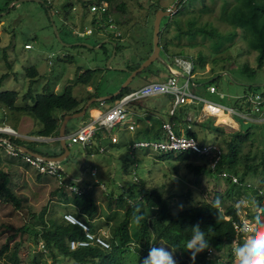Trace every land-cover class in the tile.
<instances>
[{"label": "rangeland", "instance_id": "374dc122", "mask_svg": "<svg viewBox=\"0 0 264 264\" xmlns=\"http://www.w3.org/2000/svg\"><path fill=\"white\" fill-rule=\"evenodd\" d=\"M45 1L50 5L51 16L45 5L35 0H0V92L17 91L18 97L15 101L17 106L30 104V100L25 96L29 89L32 94H36L41 92L46 84L56 93L72 84L73 94L81 99L85 95L86 86L75 84V79L80 74V69L86 71L95 66L100 68L99 72L102 74L97 72L91 80V85L96 87L99 93L115 92L129 77L127 71L120 70L126 68L122 66L124 62L127 63L129 60L134 62L140 56L146 55L153 41L156 13L152 14L150 5L158 3L167 9H174L178 3V0H126L127 12L124 14L114 12L116 21L121 22V38L124 41L121 40L119 44L124 46L123 59L119 51L117 55H113V46L110 42H104V49L95 48L103 41L95 32L82 40L94 48L66 45L81 42L73 34V28H93L90 24L93 13H83L81 7L75 3V9L72 7L66 15L61 7L68 0ZM243 2L245 1L183 0L176 6L178 13L163 16L160 22V42L162 46L167 43L169 55L162 51L160 54L163 64L154 62L151 65L152 70L159 69L160 80L172 75V70H182L174 62L175 57H182L191 60L193 64L190 89L205 99L232 106L236 104V97H242L249 92H264V63L254 76H248L240 70L244 65L256 67L258 54L252 39L254 33L240 25L239 21H233L231 17L232 10ZM189 28L193 31L185 32ZM201 29L212 31L214 35H207L201 32ZM99 40L100 43L96 44ZM26 43L30 44L29 49L24 47ZM199 58L205 63L200 64ZM108 59H111L109 65ZM31 66L36 68L38 73L33 84H30V78L25 70ZM3 75L5 76L2 77ZM147 75L148 73H142L135 76L129 82L128 89L132 91L140 86ZM211 79H215L213 85L216 86L217 93H209L206 90ZM177 80L178 85L182 86L186 78L177 76ZM140 102L152 110L155 106L158 107L159 116L163 121H171L174 124L173 130L176 134L179 129L184 130L189 125L196 133L194 138L202 145L214 143L225 150L220 129L225 134L249 133L250 137L242 145L235 168L229 166L231 169L223 170L230 173L236 170L240 176L246 165L258 167L256 172L249 170L242 176L252 186L238 188L232 199H225L227 205L238 207L242 226L248 225L254 217V212H260L256 207L259 192H255L257 190L255 186L264 189V168L260 164L264 156V124L248 123L239 117H234L230 121L222 112L218 113V117L208 116L201 110L194 115V110L190 109L184 113V119L187 121L186 117L190 115L192 119L194 118L193 121L181 124L177 117L169 116L170 108L174 105L173 96L153 95L143 98ZM110 103L112 102L107 100L106 105L100 106L99 109L108 107ZM136 104L132 102L128 108L135 107ZM178 110L179 107H176L177 113ZM2 114L5 118L4 122H0V130L7 127L3 134L27 141L51 142V138H37L36 132L40 124L31 116L20 124V113L1 106L0 115ZM133 119L129 112L125 121L110 130L108 136L101 140L100 145L106 149L103 153L98 152L99 147L95 140L91 155L81 144L71 143L68 145L69 155L62 161L71 178L76 180L82 177L84 183L93 184L90 189L97 205L93 223L97 232L108 236H111L114 228L124 220L127 209L131 206V203L117 200L116 196L132 184L135 191L139 190L140 185L146 190L159 191L169 200L173 212L184 207L186 199L182 195L187 192L194 201H198L201 198H209L215 190L222 191L228 187L227 178L219 174L196 175L187 169L184 162L175 160L174 156L163 161L150 150L131 149V143L136 139L164 138L157 119H153L155 123L147 130L139 123L141 127L135 126L134 130L129 131L127 122ZM80 122L81 119L78 118L70 119L66 123L65 135L76 131ZM11 129L16 134H13ZM109 135H114L117 141L111 142ZM69 141L70 139H67L66 143ZM38 148L45 147L39 145ZM46 149L51 150V147ZM190 158L189 161L193 163L207 161L204 157ZM92 169H95L94 175H90ZM0 171L8 175V186L22 203L21 208H16L0 193V248L5 243L10 248L1 256L0 264H12L10 254L14 243L25 236L28 240L19 248L21 258L28 264L36 262L51 264L42 242L33 244L31 231L19 235L15 234V230L24 224H32L38 228L41 227V221H48L52 217L58 218L65 211L74 213L78 210V203L74 199V195L77 194L67 191L63 194L55 178L39 174L23 160L8 154L5 145H0ZM134 175L138 180H133ZM110 192L113 193V198L109 197ZM139 202V211L150 233L152 247H165L172 251L168 241L157 232L156 221L159 215L156 199L141 198ZM136 216L131 214L127 220L125 245L134 260L140 262L137 257L143 255L144 246L143 240L140 239V222H136ZM83 217H86V214ZM238 239L241 241L244 236ZM174 259L176 264H180L175 255Z\"/></svg>", "mask_w": 264, "mask_h": 264}, {"label": "trees", "instance_id": "16d2710c", "mask_svg": "<svg viewBox=\"0 0 264 264\" xmlns=\"http://www.w3.org/2000/svg\"><path fill=\"white\" fill-rule=\"evenodd\" d=\"M182 1L183 0H178L176 6H179ZM244 1L245 2L240 3V5L232 10L231 17L234 19L233 21H239L240 25L245 26V28L254 33V38L252 37V39L258 49V54L256 57L257 65L254 68L249 67L248 65H244L240 69L241 72L247 74L248 76H254L256 71L261 68L264 63V0ZM9 2L11 1H8V3ZM37 2H41L42 4H44L49 12V15L51 16V8L49 3L45 0ZM101 2H107L108 10L103 15H99L96 12L93 13L90 21L91 26H93V31L95 33H99L102 30V26L100 25L104 24V21L107 18V14H111L113 16L114 12L122 14L127 12L126 0H68V2L62 5L61 8L63 13L65 14L66 12L67 15L69 13V10H71V8L74 7V4L77 3L81 7L82 12L86 13L89 12V8L92 4ZM150 6L152 7L151 12L153 15L160 9H167L166 7L160 6L158 3H153ZM178 12L179 10L176 8V11L174 13ZM174 13H172V15ZM192 31L189 28L185 32L190 33ZM201 32L211 36L214 35L212 31L205 29H201ZM158 35L159 45L161 47L160 53L163 51L164 54H168L166 46L167 43H165L164 46L161 45L160 30ZM102 38H100V40H102ZM106 38L115 44L116 55L119 51L124 59L122 53L124 46L119 44V42L121 41V35L119 37H116L115 35L106 36ZM100 40L97 41L96 44L100 43ZM100 48L104 49V43H101ZM152 49L153 42L150 43V48L147 51L146 55L140 56L138 60L134 62L129 60L127 62L128 64L124 62L122 66H125L129 70V73L130 71L136 69L151 54ZM105 52L108 54L107 51ZM198 61L200 64L205 63V61L201 58H199ZM154 62H161L163 64L162 61L156 59L150 65L138 72L136 76H139L142 73H148V75L145 77L146 80L148 77L158 79L160 77L159 69H151V65ZM25 70L27 72V76L30 78V84H33L34 78L38 75L36 68L31 66L29 68H26ZM99 71L100 68L88 69L86 71H83L82 73L77 75L75 84L88 86L89 82L93 78V75ZM4 76L5 75H3L2 77ZM214 81L215 79H211L209 85H213ZM129 91L130 90L128 89V86H125L118 95L113 96L108 101L114 102ZM25 96L30 100V104L26 103L22 106H17L15 105V101L18 97L17 91L6 90L0 92V107L4 106L9 110H13L17 113H20L21 115L31 116L33 119H35L40 124V128L36 132V135L38 137L56 138L59 134V128L64 116L80 111L87 100L92 97H99L101 96V93L97 92L96 90L91 93L87 92L84 97L79 99L73 94L72 84L65 86L60 93L54 92L51 87L46 84L43 86L41 92L32 94L31 90L29 89ZM106 101L103 104H105ZM98 106H100L99 102H92L86 109L85 115L82 119L88 116L89 108ZM177 107H179L178 113L176 112L175 108L174 112L172 114H169V116L177 117L179 119L178 122H180L181 124H188V122L184 119V113L188 109H190L194 110V115H196L198 113L200 105L184 103ZM176 113L178 114L177 116ZM4 118L5 117L3 114L0 115V122H4ZM161 120L162 119H160V121ZM161 130L163 131L162 128H160V131ZM220 133L223 136V144L226 149L223 150V147L219 146L223 152L221 157L218 159L214 169L210 168V162L208 159L207 161H204L202 163H193L189 161V159H191V156H194L198 159L202 157L200 155L190 154L187 152H177L175 154L174 152H168L160 155L159 159L167 161L170 160L172 156H174L175 160L184 162L187 169L189 171H192L196 175H218L223 170L229 168V166L235 168V164L238 160L237 157L241 153L242 145L245 144L250 135L248 132H245L244 134L240 132L225 134L221 129ZM178 134H185L186 136L192 137H195L196 135L191 127H185L184 130L179 129ZM163 137H165L164 134ZM1 138H9L10 145L17 149L19 147H25L29 151L38 153L44 157L56 158L64 153V149L62 148L58 140H54L51 142L27 141L22 140L18 137H10L3 133H0V139ZM3 145L6 144L3 143ZM39 145L45 148H38ZM48 147H51V150H47L46 148ZM88 147L89 146L85 147L84 149L89 152L88 154H91ZM260 162V164L264 168V156L262 157ZM257 169V166L246 165L245 171H243L240 176L237 175L238 173L235 170V172L232 173L237 176L238 183H234L231 179L227 178L226 180L228 182V187L225 190H222L223 192L220 190L213 191L212 195L207 199L201 198L198 201H194L189 192L185 193L182 196L186 199V204L183 208L179 209L176 212L172 211L169 200L163 197L161 193L156 189L146 190L143 188V185H140L139 190L135 191V189L133 188L134 185L132 184L127 189H123L119 193V195L116 196V199L121 202L129 203L128 199H131L134 201V203L130 202L131 206L127 209L124 220L114 228L111 236H107L105 238L109 243V248H104L100 244L94 243L85 247H76L74 249H71L69 246V241L83 239L85 235L82 227L71 225L64 220L63 214L69 211L63 212L58 218L52 217L48 221H41V227L38 228L32 224H24L15 230V234L19 233V235H23L25 233L28 234V232L31 231V234L33 236V244L37 245L39 242H42V246L46 255H48V257L51 259V264H140V262L142 264L143 259L147 257L150 248H152L150 233L147 230L143 219L140 220V239L143 240L144 250L142 253L143 255L137 257L140 262H136L125 245V235L127 232L126 223L131 214L141 216V212L139 211V201L141 198L150 200L154 197L157 201V213L159 215L156 221L158 235L168 241L174 255L177 257V260L180 264H231L234 259L233 241L236 237L240 238L243 233H237L236 229L234 228V223L238 226H241L242 224L241 219L238 215V207L229 204L227 205L225 203V199H232L233 193H235V190H238V188L252 186L249 182H246L242 176L246 175V172L249 170H253L254 172H256ZM8 182V175L0 171V193H2L3 196L8 199L16 208H21L22 203L16 196V194L12 191V189L8 186ZM88 185L89 183H86V186ZM255 188L257 189L255 190V192H259L257 196L256 207L259 209L264 208V189L261 190L258 186H255ZM59 189L62 190L63 194H65V190L62 187H60ZM84 190L85 191L82 194L74 195V199L78 203V210L74 211V213L72 214L83 221L88 226L91 232L95 233L97 231L96 226L93 223V218L97 212V205L91 189L86 188ZM109 194V197L113 198V193L110 192ZM217 199L220 200L219 207L214 206V202ZM259 213L254 212V215H258ZM85 214L86 217H83ZM225 216H228L229 219H226ZM259 218L261 222H264V216H260ZM197 224L200 225L202 231H205V240L208 241L209 247L203 252L198 253L196 255L195 261H193L191 259V253L186 251L185 249V242L191 238L192 227ZM27 240L28 237L26 239L25 236L24 239H21L14 243L13 250L10 254L13 260L12 264H28L24 259L21 258L19 254L20 246L26 244ZM239 242L242 243L243 240ZM9 249L10 248L8 247L7 243L3 244L0 248V258L2 255L7 253ZM208 249L212 250L211 254L207 253ZM33 261L34 263L36 262L35 260Z\"/></svg>", "mask_w": 264, "mask_h": 264}, {"label": "built area", "instance_id": "2783aa9c", "mask_svg": "<svg viewBox=\"0 0 264 264\" xmlns=\"http://www.w3.org/2000/svg\"><path fill=\"white\" fill-rule=\"evenodd\" d=\"M74 9L75 8L73 7V10ZM107 10V2L92 4L89 8V12H96L99 15H103L104 13H106ZM168 10H170L172 14L176 11V8H169ZM100 26H102L101 32L110 33L112 35H115L116 37H119L121 35V31L118 29L114 17L111 14H107V18L104 21V24ZM92 32L93 28H87L80 32H77L76 35H91ZM24 47L30 48V44H25ZM174 62L178 67L182 69L181 73L186 75V80L182 86L178 85L177 75L174 73L164 80H151L145 82L137 89H134L122 95L119 100L114 102L112 105L101 109V111H99L97 115H94L86 120L81 121L78 126V129L66 137V140L70 139L67 145H70L71 143H79L83 146V148H85L87 146H90L93 140L97 138L103 139L105 136H108L110 130L116 127L119 123L125 121L127 114L129 113V104L153 95L173 96L174 105L170 109V114L174 112L177 106L184 103H191L200 105L199 110L211 117H218V113L222 112V115L227 116V119L230 121L234 119V117H239L240 119L248 123L264 124V92H249L247 94H244L242 97H236L235 105H223L218 102L205 99L197 95L190 89V77L193 68L191 60L182 57H175ZM206 90L209 93H217V88L215 85H208L206 87ZM220 96L222 97L223 94H220ZM99 103L100 106H104V101H100ZM186 119L190 122V120L193 121L194 118L192 119L190 115H187ZM188 127L190 126L188 125ZM128 129L134 130V125L129 124ZM162 129L165 133L164 139L137 140L130 146V148L147 149L152 151L153 155L155 156H160L168 152H187L190 154H197L208 159L210 162V168L214 169L218 159L222 155V150L218 145L214 143L202 145L197 141L196 138L192 136L176 134L173 130V125L170 122H164L162 124ZM13 134L16 133L13 131ZM53 139L54 138H51V140ZM109 139L111 140V142L116 141V137L114 135H109ZM3 143L6 144V152L8 154L23 160L32 168H34L39 174L55 178L57 184L60 187L64 188V190H66L67 192L71 194L80 195L83 193V189H89L90 186H86V183H84L82 177L76 180L71 178L68 175L65 166L61 162L43 160L39 157H34L21 151L19 148L17 149L8 143H5L3 140L0 139V145H3ZM104 151L105 148L103 146H100L98 148V152L102 153ZM95 173V169H92L90 175H94ZM219 175L223 178L231 179L234 183H238L237 176L230 172L222 171ZM133 180H138L135 175L133 176ZM130 200L128 199L129 203H134L133 200ZM63 218L71 225H77L82 227L84 231L85 237L83 239L69 241V246L71 249H74L76 247H85L94 243H98L104 248H109V243L105 239L108 236L107 234H103L100 231L95 233L91 232L88 226L83 221L75 217L70 212L64 213ZM225 218L229 219L228 216H225ZM242 227V224L241 226H238L234 223V228L236 229L237 233L241 232ZM235 240H237V242H235ZM238 244L239 239L238 237H236L233 241L234 248ZM211 252V249L207 250L208 254H211ZM231 264H236L235 256Z\"/></svg>", "mask_w": 264, "mask_h": 264}, {"label": "clouds", "instance_id": "9594fccd", "mask_svg": "<svg viewBox=\"0 0 264 264\" xmlns=\"http://www.w3.org/2000/svg\"><path fill=\"white\" fill-rule=\"evenodd\" d=\"M215 207L220 206V200L214 202ZM260 216H264V208L260 209L258 215L250 220L248 225H243V242L234 248L236 264H264V222H261ZM142 216H136L135 220L139 223ZM209 247L205 240V231H202L200 225L192 227V236L185 242L186 251L191 253V259L195 261L196 255ZM142 264H176L174 253L165 247H152Z\"/></svg>", "mask_w": 264, "mask_h": 264}, {"label": "crops", "instance_id": "0c3cea01", "mask_svg": "<svg viewBox=\"0 0 264 264\" xmlns=\"http://www.w3.org/2000/svg\"><path fill=\"white\" fill-rule=\"evenodd\" d=\"M113 17H114V20H116L115 19V16L113 15ZM116 23H117V27H118V29L120 30V23L121 22H118V21H115ZM75 25V24H74ZM74 30H73V34L75 35V37L77 38V40H80L81 42H77V43H74V44H66V45H78V46H85V47H87V48H94V46H92V45H90L91 47H89V46H87V45H84V43L85 44H87V42H83L82 40H85L86 39V36H88V35H85V36H79V35H76L77 34V32H80V31H82V30H84V29H87V28H85V27H83V28H73ZM76 30H78V31H76ZM121 31V30H120ZM94 32V31H93ZM93 32L91 33V35L93 34ZM96 35L99 37V38H102V42L101 43H104V42H110L111 44H112V46H113V50H115V44L114 43H112L110 40H108L107 38H106V36H113L112 34H110V33H104V32H99V33H96ZM59 36V35H58ZM105 37V38H104ZM121 40L122 41H124V39L123 38H121ZM101 43L99 44V45H97V46H95V48L97 47V48H99L100 47V45H101ZM27 44V43H26ZM29 49V48H28ZM113 55H116V52H114V54ZM109 61V63H110V61H111V59H109L108 60ZM109 63L107 62V64L109 65ZM97 68H99L98 66H95V67H92L91 69H97ZM120 70H124V69H122V68H120ZM84 70L83 69H80V71H79V73H82ZM124 71H126V70H124ZM129 70H127V72H128ZM101 72V71H100ZM100 72H98L99 74H102V73H100ZM175 72V74L177 75V76H181L179 73H181V71H179V70H172V74ZM78 73V74H79ZM96 74V73H95ZM94 74V75H95ZM93 75V76H94ZM136 76V75H135ZM134 76V77H135ZM133 77V78H134ZM132 78V79H133ZM161 78L159 77L158 79H155V78H152V77H148L147 78V80L146 79H144V82L141 84V85H143L145 82H147V81H151V80H160ZM164 79V78H163ZM140 85V86H141ZM128 86V85H127ZM140 86H137L136 88H134V89H137L138 87H140ZM57 88V87H56ZM119 89V88H118ZM97 91L98 92V89L96 88V87H94L93 85H91V81L89 82V85L88 86H86V89H85V95H86V93L87 92H94V91ZM117 91V90H116ZM115 91V92H116ZM131 91V90H130ZM129 91V92H130ZM114 92L112 91H104L103 93H101V96H106V95H112ZM84 95V96H85ZM110 100V99H109ZM119 100V99H118ZM142 100V99H141ZM117 101V100H116ZM116 101H114V102H116ZM105 102V101H104ZM114 102H112V103H110L111 105L114 103ZM135 103H137L136 104V106L135 107H130L129 108V112H130V115L134 118L133 120H129L128 122H127V130H129L128 129V125L129 124H135L136 123V125H134V127L136 126L137 128L138 127H141V125L143 126V128H145L146 130H147V128L150 126H153V124L155 123L154 121H153V119H157L158 121H159V124H161V126H162V123L163 122H170V123H172L171 121H163V118L162 117H160L159 116V111H158V107H154L155 109H150V108H148V107H146V106H144L141 102H140V100H138V101H135ZM106 104H104V106H105ZM157 105H160V104H157ZM110 106V105H109ZM99 107L100 106H98V107H92V108H89V110H88V116H86L84 119H82L83 117H81L80 119H81V121H83V120H86V119H88V118H90V117H92V116H94V115H97L98 113H99V111H101V109H99ZM172 108V107H171ZM170 108V109H171ZM169 114H170V111H169ZM85 115V114H84ZM27 117H29V116H25V115H20V120H21V123L20 124H23V122L27 119L28 120V118ZM160 119H162L161 121H160ZM139 123L141 124V125H139ZM172 125H174L173 123H172ZM9 126V125H8ZM160 126V128H162ZM10 127V126H9ZM174 127V126H173ZM65 128H66V126H65ZM129 131H132V130H129ZM162 131V130H161ZM162 133L164 134V136H165V133H164V131H162ZM165 138V137H164ZM164 138H162V139H164ZM54 140H56V139H53V140H51V141H54ZM101 140L102 139H96L95 140V142H96V144H98V147H100L101 145ZM137 140H161V138H158V139H150V138H148V139H136V140H134L132 143H131V145L135 142V141H137ZM116 141H117V138H116ZM115 141V142H116ZM93 142H94V140L92 141V143H91V145L88 147L89 149H90V152H92L91 151V149H93ZM104 147V146H103ZM105 151H106V149H105ZM103 153V152H102ZM92 154V153H91ZM91 154H89V155H91ZM68 157V156H67ZM66 157V158H67ZM65 158V159H66ZM58 162H61L62 163V161H58ZM46 176V175H45ZM93 184H89L88 186H90L89 187V189L91 188V186H92ZM59 186V185H58ZM59 188H60V186H59ZM64 189V188H63ZM66 191V190H65ZM72 213V212H71Z\"/></svg>", "mask_w": 264, "mask_h": 264}, {"label": "water", "instance_id": "95a60500", "mask_svg": "<svg viewBox=\"0 0 264 264\" xmlns=\"http://www.w3.org/2000/svg\"><path fill=\"white\" fill-rule=\"evenodd\" d=\"M35 1H41V0H35ZM176 8V6H175ZM171 14V11L166 9V10H158L156 12V15H155V18H154V24H153V49H152V52L151 54L134 70L130 71L129 72V77L128 79L123 83V85L116 91L114 92L112 95H106V96H99V97H92L90 98L89 100L86 101V103L83 105V107L81 108L80 111L78 112H74V113H71V114H67L64 116L62 122H61V125H60V128H59V134L56 138L54 139H57L59 142H60V145L62 146V148L64 149V153L56 158H50V157H44L38 153H34V152H31L29 151L27 148L25 147H19V149L27 154H30L34 157H39L43 160H52V161H63L68 155H69V149H68V145L66 143V135H65V126H66V123L70 120V119H73V118H81L84 116L85 112H86V109L90 106V104L92 102H100V101H106V100H109L111 99L113 96H116L118 95L121 90L127 86L129 84V82L132 80V78L138 73L140 72L142 69H144L145 67H147L148 65H150L153 61H155L156 59L163 61V58L160 54V51H161V47L159 45V30H160V22H161V19L163 16H167V15H170ZM55 29V27H54ZM55 33L58 36V32L57 30H55ZM84 45H87L89 47H91L89 44H85ZM97 48V47H96ZM115 50H113V54H114ZM109 60V59H108ZM109 63V61H108ZM124 70H128L127 68H122ZM175 74V72H174ZM182 77H186L183 73H179ZM0 132L4 133L5 131L4 130H0ZM1 140H3L5 143H8L10 144V140L9 138H1Z\"/></svg>", "mask_w": 264, "mask_h": 264}, {"label": "bare ground", "instance_id": "6f19581e", "mask_svg": "<svg viewBox=\"0 0 264 264\" xmlns=\"http://www.w3.org/2000/svg\"><path fill=\"white\" fill-rule=\"evenodd\" d=\"M6 128H7V127H5V128H1V129H2V130H4V131L6 132ZM9 128H10V127H9ZM11 131L13 132V130H12V129H11Z\"/></svg>", "mask_w": 264, "mask_h": 264}]
</instances>
